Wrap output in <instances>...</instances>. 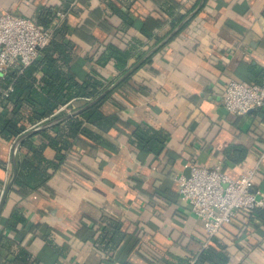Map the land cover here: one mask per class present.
I'll use <instances>...</instances> for the list:
<instances>
[{"label":"crops","instance_id":"crops-1","mask_svg":"<svg viewBox=\"0 0 264 264\" xmlns=\"http://www.w3.org/2000/svg\"><path fill=\"white\" fill-rule=\"evenodd\" d=\"M65 1L0 0V12L35 21ZM197 2L70 0L72 69L79 77L96 73L108 85L122 72L112 57L98 60L106 43L130 47L129 67L138 50L149 49ZM178 13L183 16L172 26ZM143 25L153 33L149 38ZM126 78L101 104L103 112L118 114L115 124L86 123L96 137L76 138L65 161L47 167L45 182L24 194L12 184L0 211V264H195L207 245L226 259L206 264H264V208L238 211L205 244L202 222L180 197L176 180L191 163L219 165L231 177L254 168L253 189L264 195V104L235 115L221 101L230 79L264 81V0H204ZM137 126L164 136L160 151L130 142ZM12 140L0 136V198L12 171ZM25 153L30 156L20 144L16 157ZM55 153L43 148L47 158Z\"/></svg>","mask_w":264,"mask_h":264},{"label":"trees","instance_id":"trees-1","mask_svg":"<svg viewBox=\"0 0 264 264\" xmlns=\"http://www.w3.org/2000/svg\"><path fill=\"white\" fill-rule=\"evenodd\" d=\"M69 1L66 0L62 3L63 6L55 7L54 10L50 7L45 8L35 22L42 26L54 24L57 18L56 10L62 9L66 12ZM111 8L120 12L114 6ZM182 16L183 13L172 16L170 24L173 26ZM70 29L71 25L65 15L54 26L48 43L39 49L37 56L30 64L22 69H19V66L13 67L2 77L0 82L1 137L12 140L37 123L65 112L57 111L60 105L65 104L70 109L78 107L107 85L96 73L89 72L84 77H79L72 69L75 45L68 37ZM141 31L147 38L153 34L144 25ZM130 52V47L122 49L108 42L98 60L102 64L107 57H112L118 72L121 73L128 67ZM137 52L135 58L140 57L144 50L140 49ZM149 58L150 56L141 63V66L145 65ZM2 88L5 90L1 91ZM110 92L82 112L34 133L42 137L40 142L32 141L31 137L34 134L23 139L21 145L28 147L30 156L25 153L22 158L16 157L17 172L13 186L19 193L24 194L34 186L45 182L51 176L47 167L58 168L65 161L66 153L71 149L73 142L81 134L96 137L86 123H92L103 129H109L115 124L119 119L118 114L105 113L101 109L102 102ZM129 140L146 151L158 152L164 145V136L148 126L135 127L129 135ZM45 146H51L56 150L53 158H47L43 154ZM33 156L37 159L35 163ZM41 162L45 163L44 168L39 166ZM225 259L226 255L223 252L216 250L213 245H207L197 255L195 264H206V260L224 263Z\"/></svg>","mask_w":264,"mask_h":264},{"label":"built area","instance_id":"built-area-1","mask_svg":"<svg viewBox=\"0 0 264 264\" xmlns=\"http://www.w3.org/2000/svg\"><path fill=\"white\" fill-rule=\"evenodd\" d=\"M65 15L64 10L57 9L54 24L42 26L28 16L1 11L0 74L5 75L14 65L22 69L30 64L39 49L48 43L54 26ZM221 101L235 115L260 107L264 104V81L257 83L230 79L223 89ZM67 110L70 108L65 104L57 108V111ZM263 157L264 147L260 153V158ZM254 173L255 169L249 168L239 176L231 177L219 165L209 167L191 163L187 174L176 175L180 197L188 202L206 231L205 244L238 211L264 208V195L253 189Z\"/></svg>","mask_w":264,"mask_h":264},{"label":"water","instance_id":"water-1","mask_svg":"<svg viewBox=\"0 0 264 264\" xmlns=\"http://www.w3.org/2000/svg\"><path fill=\"white\" fill-rule=\"evenodd\" d=\"M204 0H198L196 5L190 9L162 38H160L156 43H154L149 49H147L134 63H132L127 69H125L121 74H119L115 79H113L108 85H106L102 90H100L95 96L90 98L86 103L67 110L61 114H58L50 119L44 120L36 125L28 128L27 130L20 133L16 136L11 143L10 158L12 162V171L11 175L2 191L0 198V211L4 203L6 194L10 187L12 186L15 175L17 172V163H16V153L19 145L26 137L38 132L41 129H44L48 126L54 125L58 122H61L72 115H76L82 112L84 109L90 105L96 103L112 89H114L123 79H125L139 64H141L148 56H150L154 51H156L161 45H163L171 36H173L195 13L201 8Z\"/></svg>","mask_w":264,"mask_h":264}]
</instances>
